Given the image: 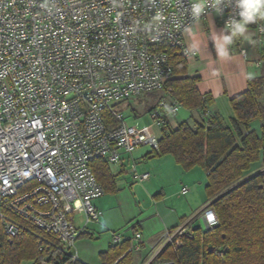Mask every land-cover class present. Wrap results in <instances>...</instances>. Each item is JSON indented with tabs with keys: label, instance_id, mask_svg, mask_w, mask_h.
I'll list each match as a JSON object with an SVG mask.
<instances>
[{
	"label": "built area",
	"instance_id": "1",
	"mask_svg": "<svg viewBox=\"0 0 264 264\" xmlns=\"http://www.w3.org/2000/svg\"><path fill=\"white\" fill-rule=\"evenodd\" d=\"M195 2L0 0V226L9 241L34 226L56 236L63 259L78 261L74 249L85 226L77 224V214L85 215L86 224L100 223L103 215L94 203L105 194L94 161L121 165L123 154L142 146L157 151L161 129L183 107L169 96L168 50L188 61L197 54L184 42L192 25L214 14L231 33V21L240 19L236 0H224L222 14L213 0H201L206 6L199 17L192 14ZM247 25L264 49V19ZM157 90L163 97L149 126L127 124L114 109ZM130 171L138 182L151 178L149 171L138 173L135 163ZM196 216L205 229L218 224L207 206L166 231L165 242L174 243ZM36 236L39 249L48 250L51 243ZM141 238L137 230L131 242ZM124 240L113 233V244Z\"/></svg>",
	"mask_w": 264,
	"mask_h": 264
},
{
	"label": "trees",
	"instance_id": "2",
	"mask_svg": "<svg viewBox=\"0 0 264 264\" xmlns=\"http://www.w3.org/2000/svg\"><path fill=\"white\" fill-rule=\"evenodd\" d=\"M168 55L173 66L170 99L197 116L178 125L167 121L154 153L173 157L186 171L206 170L205 191L218 224L205 229L194 225L196 216L150 264H264V65L261 75L249 78L248 89L230 100L234 116L226 119L212 110L213 98L199 91L200 76L189 73L188 61L172 49ZM93 170L105 193L117 192L118 173L111 164L98 159ZM36 234L51 243L48 250L39 249ZM130 242L112 243L100 254L102 264H136L138 252ZM59 249L52 233L29 225L9 241L0 226V264H40L44 259L83 264L63 259Z\"/></svg>",
	"mask_w": 264,
	"mask_h": 264
},
{
	"label": "crops",
	"instance_id": "3",
	"mask_svg": "<svg viewBox=\"0 0 264 264\" xmlns=\"http://www.w3.org/2000/svg\"><path fill=\"white\" fill-rule=\"evenodd\" d=\"M230 34L218 17L212 14L192 25L184 35L187 47L197 53L188 60L189 73L200 76L197 84L199 91L213 98L212 110L226 119L234 116L230 100L248 89L249 78L263 72L262 68L256 75L255 68L264 65V49L253 26L246 25L243 34L234 37L232 43L226 46L228 55L220 56L218 48L224 46L221 38ZM128 163H135L139 172L154 167L156 175L145 182H138L133 178L129 185L127 182L120 185L117 181V194L108 195L103 200V197L95 199V205L104 212L101 223L86 224L85 215L82 212L77 214V224L85 226V234L77 241L74 249L80 263L102 264L100 254L112 245L113 233L120 232L125 239L132 240L138 230L142 238L132 241L142 245L137 250L136 264H150L166 244V231L185 224L211 202L205 190L203 193L198 191L197 186L200 185L196 184L197 180H191L193 177H203V171H196V167L189 171H178L180 165L173 157H158L151 148L136 157L132 153ZM127 164H111V167H116L115 173L119 174L126 171ZM159 165L175 170V181H169L167 176L161 177L160 170L157 172ZM184 187H187L186 191H183ZM102 235L106 237L101 239Z\"/></svg>",
	"mask_w": 264,
	"mask_h": 264
},
{
	"label": "rangeland",
	"instance_id": "4",
	"mask_svg": "<svg viewBox=\"0 0 264 264\" xmlns=\"http://www.w3.org/2000/svg\"><path fill=\"white\" fill-rule=\"evenodd\" d=\"M262 68H255V74L257 75V72H261L262 71ZM163 97V93L160 91V90H157V91H153V92H143L137 96H134L124 102H121L119 104H117L115 106V111L120 113L127 124H130V125H135L139 128H144L145 126H149L151 124H153V120L151 118V110L152 108L156 105V103L158 102V100L160 98ZM194 116L196 117V113H191L188 109L186 108H181L179 113L177 114V117L174 118V124L175 125H178L181 121H184V120H187L189 119L190 120V117L191 116ZM256 122L254 123V126H256ZM155 131L157 133H159V130L155 127L154 128ZM150 150L149 146H142L140 147L139 149H137L135 152H133V156L136 157L138 156L139 154H142V153H145V152H148ZM132 153H125L123 154L124 158H123V163H128L130 157H131ZM170 159H172L171 156H169ZM169 159V158H168ZM173 161V160H172ZM134 162V161H133ZM137 167V165H136ZM112 170L115 172V170L117 169L116 167H111ZM157 168H159L157 170V172L159 171V174L161 177L164 178V176H167V178L169 179V181H172L176 179V175H177V172H175V170H172L170 169L169 167L167 166H157ZM155 169L156 168H150L148 171L151 173V176L152 178L155 177L156 175V172H155ZM183 168H181L179 166L178 168V171H183L182 170ZM130 170V165L129 163L127 164V169L125 172L123 173H119L118 174V178H117V181L119 182L120 185H122L123 183H132L133 182V173L129 172ZM202 170L203 174H202V179H200L199 177H193L191 178V180H197L196 181V184L197 185H200V186H197L198 187V191H203L205 190V186H206V175H207V172L204 168L202 167H196V171H200ZM138 173H142V172H139L137 171ZM117 173V172H116ZM151 178V179H152ZM150 179V180H151ZM199 181H201V183H199ZM148 183V182H147ZM128 189L131 190V187L128 186ZM133 191V190H132ZM135 192V191H134ZM118 193V192H117ZM116 193V194H117ZM200 195V192L198 193ZM110 196V195H115L114 194H110V193H105L102 197V200L103 199H107V196ZM205 195V194H203ZM108 196V197H109ZM104 214V212H103ZM103 217V215H102ZM102 219V218H101ZM101 223V222H100ZM196 225H201L202 227L205 226L204 222L201 220V219H198L197 221L195 220L194 222ZM95 226H97V224H94ZM106 237V235H102V238L101 239H104ZM34 262L31 260V261H23L21 264H33Z\"/></svg>",
	"mask_w": 264,
	"mask_h": 264
},
{
	"label": "clouds",
	"instance_id": "5",
	"mask_svg": "<svg viewBox=\"0 0 264 264\" xmlns=\"http://www.w3.org/2000/svg\"><path fill=\"white\" fill-rule=\"evenodd\" d=\"M223 2L224 0H213L212 4L221 14L223 13V8H221ZM205 6V3L197 0L192 5V14L199 17L204 12ZM235 6L239 9L240 19L231 21V34L221 38L224 46L218 48V53L222 57L228 55L226 46L232 43L234 37L243 34L247 24L254 22L257 18L264 19V0H236Z\"/></svg>",
	"mask_w": 264,
	"mask_h": 264
}]
</instances>
